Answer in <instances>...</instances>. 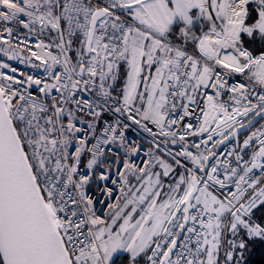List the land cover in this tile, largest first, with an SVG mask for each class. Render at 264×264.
<instances>
[{
    "label": "snow or ice",
    "instance_id": "6c2138e0",
    "mask_svg": "<svg viewBox=\"0 0 264 264\" xmlns=\"http://www.w3.org/2000/svg\"><path fill=\"white\" fill-rule=\"evenodd\" d=\"M255 241L264 0H0V264H247Z\"/></svg>",
    "mask_w": 264,
    "mask_h": 264
},
{
    "label": "trees",
    "instance_id": "16d2710c",
    "mask_svg": "<svg viewBox=\"0 0 264 264\" xmlns=\"http://www.w3.org/2000/svg\"><path fill=\"white\" fill-rule=\"evenodd\" d=\"M245 257L247 264H264V243L258 241L250 243Z\"/></svg>",
    "mask_w": 264,
    "mask_h": 264
},
{
    "label": "built area",
    "instance_id": "2783aa9c",
    "mask_svg": "<svg viewBox=\"0 0 264 264\" xmlns=\"http://www.w3.org/2000/svg\"><path fill=\"white\" fill-rule=\"evenodd\" d=\"M11 63V62H10ZM13 66H16L17 68L23 70L25 72V74H33V75H37V76H43V69L42 70H39L37 68H26V67H23L21 65H17V64H14V63H11ZM132 135V134H130ZM243 138V137H242ZM142 143H144V147L147 148L148 145L146 142L144 141H141ZM92 191L95 192L96 191V188L95 186H93L92 188Z\"/></svg>",
    "mask_w": 264,
    "mask_h": 264
},
{
    "label": "water",
    "instance_id": "95a60500",
    "mask_svg": "<svg viewBox=\"0 0 264 264\" xmlns=\"http://www.w3.org/2000/svg\"><path fill=\"white\" fill-rule=\"evenodd\" d=\"M11 63L17 64V65H21V64H19L18 61H12ZM21 66L26 67V68H32V67H30V66H28V65H21ZM37 69L42 70V69H40V68H37Z\"/></svg>",
    "mask_w": 264,
    "mask_h": 264
}]
</instances>
